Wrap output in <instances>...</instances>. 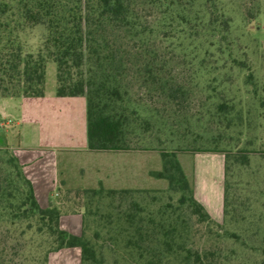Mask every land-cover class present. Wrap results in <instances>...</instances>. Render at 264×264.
<instances>
[{"label":"trees","instance_id":"1","mask_svg":"<svg viewBox=\"0 0 264 264\" xmlns=\"http://www.w3.org/2000/svg\"><path fill=\"white\" fill-rule=\"evenodd\" d=\"M252 19L245 20L248 23ZM230 24L221 0H0V98H39L50 93L46 78L52 66L51 93L59 98L85 100L87 150L125 151L130 148L128 140L138 119V111L130 108L127 99L128 76L140 78L154 92L162 94L167 103L175 104L179 96L188 93L176 83L170 66L173 59L164 49H189L192 53L184 56L188 55L197 65L192 75L198 77L208 60L214 56V62L221 60L224 49L221 41H214L213 37L228 33ZM25 30L40 31L36 50H27L21 43L19 38ZM184 40L189 43L182 47ZM261 104L264 120V100ZM226 109L225 104L217 105L219 112ZM7 149L0 147V232L17 228L21 235L33 232L41 237L27 264H48L51 253L65 248H79L81 264H104L94 243L85 237L86 214H95L99 222L103 220L104 224L97 225L110 227L108 233L123 234V239L106 240H122L126 248L132 246L145 252L147 257L142 264H167L160 246L169 248L186 233L183 220L167 222L163 220L164 210H145L143 199L147 191L143 189L83 190L84 197L89 195L84 200L64 198V203L41 208L18 159ZM160 157L161 169L151 175L165 180L169 192L179 194V208L189 210L198 223L216 227L217 223L195 197L176 154L160 151ZM247 164L245 153L224 155V219L244 218L239 206L258 203L257 198L248 201V197L242 199L230 191L228 176L232 167ZM258 194L262 198L260 220L264 191ZM67 202L70 204L65 205ZM100 206L106 212H116L114 226L111 214H97ZM75 210L82 216V232L78 236L59 225L65 211ZM262 225L264 234V222ZM223 236L235 242L241 240L235 231H224ZM240 245L247 246L257 258L239 260L234 249L229 254L187 250L183 257L174 260L178 264H264V235L257 245L248 247L242 240ZM139 254L142 258V252ZM0 264H8L2 248Z\"/></svg>","mask_w":264,"mask_h":264},{"label":"rangeland","instance_id":"2","mask_svg":"<svg viewBox=\"0 0 264 264\" xmlns=\"http://www.w3.org/2000/svg\"><path fill=\"white\" fill-rule=\"evenodd\" d=\"M221 4L231 19L228 33L213 37L214 41H221L224 49L221 60L214 62V56L208 60L203 74L194 77L192 72L198 67L188 55L184 56V53H192L189 49H164L173 59L170 66L176 83L188 94L179 96L175 104H170L162 94L154 92L150 84L129 75L126 79L127 99L130 108L138 111L134 132L128 140L130 148L121 152L70 150L60 155L59 191L62 199L84 200L89 195L84 197L81 193L89 189H143L147 191L143 199L146 211L164 210L163 220L167 222L183 220L187 225L183 239H175L169 248L165 245L159 248L167 264H178L174 259L183 257L187 250L229 254V250L234 249L239 260L248 256L255 259L256 253L252 255L247 246L240 245V241L250 247L257 245L258 239L264 235V212L261 222L259 220L262 198L258 194L264 191L261 104L264 100V0H221ZM247 17L253 19L247 23ZM39 34V30H25L19 39L25 49L36 50L40 43ZM188 43L189 40H184L181 46ZM232 58L236 62H232ZM46 88L48 92L54 89L52 66L48 68ZM7 101V104H0V120L4 124V130H0V145L16 146V134L24 130L25 125L15 124L21 119L19 106H14L18 105V100ZM220 103L227 105L223 112L217 110ZM160 151L176 154L195 197L217 223L216 227L206 222L198 223L189 210L179 208V194L169 192L165 180L151 175L161 169ZM226 153H245L248 158L246 166L232 167L228 176L230 191L242 199L248 197V201L253 200L252 197L258 199V203L239 206L244 218L237 217L236 221L228 217L224 219L223 215ZM103 203L105 205L106 201ZM103 208L100 206L97 214H111L114 226L116 212H106ZM94 215H85V237L94 243L104 264L144 263L145 252L132 246L126 248L122 240H106L123 239V234L108 233L110 227L98 226L99 220ZM144 221L146 224V215ZM99 223L104 224L103 220ZM224 231H235L241 240L235 242L226 238ZM0 233V248L8 264H27L34 253V246L41 243L40 236L33 232L21 235L17 228ZM141 252L142 258L139 256Z\"/></svg>","mask_w":264,"mask_h":264},{"label":"crops","instance_id":"3","mask_svg":"<svg viewBox=\"0 0 264 264\" xmlns=\"http://www.w3.org/2000/svg\"><path fill=\"white\" fill-rule=\"evenodd\" d=\"M8 99L18 100L14 106H19L21 119L15 124L25 128L17 132L16 146H0L10 149L18 159L41 208L64 203L59 191L60 155L70 150L88 151L84 98H59L50 92L39 98H0V104H7ZM3 128L0 120V130ZM59 225L72 235H80L81 213L64 212ZM48 264H81L80 249L65 248L51 253Z\"/></svg>","mask_w":264,"mask_h":264}]
</instances>
